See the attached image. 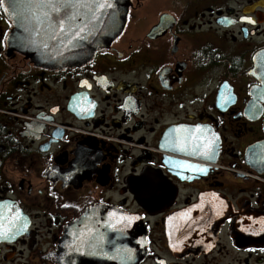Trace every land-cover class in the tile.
<instances>
[{
  "label": "flooded vegetation",
  "instance_id": "obj_1",
  "mask_svg": "<svg viewBox=\"0 0 264 264\" xmlns=\"http://www.w3.org/2000/svg\"><path fill=\"white\" fill-rule=\"evenodd\" d=\"M9 7L0 264H104L127 214L137 264H264V0H130L115 39L57 69L10 43ZM59 11L31 32L61 34Z\"/></svg>",
  "mask_w": 264,
  "mask_h": 264
},
{
  "label": "water",
  "instance_id": "obj_2",
  "mask_svg": "<svg viewBox=\"0 0 264 264\" xmlns=\"http://www.w3.org/2000/svg\"><path fill=\"white\" fill-rule=\"evenodd\" d=\"M10 7L8 16L15 25L10 35V43L30 56L35 63L47 68H65L73 63L93 57L96 51L103 49L115 39L123 29L130 0H57L61 6V34H36L31 32L29 24L40 17L41 25L36 29H49L55 26L46 25L53 20L43 17L45 10H28L34 4L31 0H5ZM104 4L105 7H99ZM73 5H75L73 7ZM60 11H58L59 13ZM41 13V14H40ZM124 239L120 245L116 238L110 242L108 252L104 244V264H137L141 259L145 236L140 222L128 215L124 224ZM114 237L113 234L110 235Z\"/></svg>",
  "mask_w": 264,
  "mask_h": 264
},
{
  "label": "snow or ice",
  "instance_id": "obj_3",
  "mask_svg": "<svg viewBox=\"0 0 264 264\" xmlns=\"http://www.w3.org/2000/svg\"><path fill=\"white\" fill-rule=\"evenodd\" d=\"M4 6V0H0V7ZM61 6H67V5H60L57 3H53L52 0H39V2L35 5L36 9L43 10L48 9L49 11H44L42 14L44 16H48L49 12H58ZM75 5H73L74 7ZM106 5L101 4L99 7H105ZM7 11V9H5ZM62 26V25H61ZM203 171V169H201Z\"/></svg>",
  "mask_w": 264,
  "mask_h": 264
}]
</instances>
